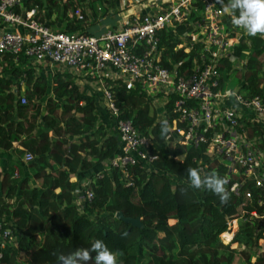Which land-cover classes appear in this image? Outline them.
<instances>
[{"label":"trees","instance_id":"1","mask_svg":"<svg viewBox=\"0 0 264 264\" xmlns=\"http://www.w3.org/2000/svg\"><path fill=\"white\" fill-rule=\"evenodd\" d=\"M84 1L25 0L24 9H34V18L51 27L71 11L60 30L73 32L84 21L74 17V7ZM113 2L109 0V5ZM201 3L190 0L188 6H181L185 16L174 24L173 31H157L163 66L179 63L181 71L191 67L193 58L200 60L201 42L183 43L190 47L187 52L173 48L183 42L180 36L191 24L200 21ZM227 3L223 0L221 5ZM231 49L232 61L229 54L218 58L219 87L222 74L237 70L234 66L239 59L243 64L237 93L243 97L264 95L259 59L264 54V38L249 36L240 28ZM0 57L4 59L0 69V152L11 150L20 156L19 161L8 159L6 170H0V217L10 221L16 231L15 241L1 250L0 264L50 263L61 254L90 250L97 239L116 254L117 264H238L239 260L264 264V200L259 190L247 182L238 193L231 191L232 179L224 162L207 155L205 145L176 143L170 132L161 136L159 121L163 118L157 117L156 106L137 84L125 89L114 82L110 91L120 109L117 118L128 119L149 139L148 154L155 158L147 168L134 164L124 173L116 168L105 171L104 163L119 145L111 118L107 124L99 121L96 111H105L98 96L82 91L67 70H53L47 79L23 55L15 61L10 54ZM20 96L26 103H19ZM171 103L163 105L168 123L173 116ZM262 132L261 127H251L248 134L257 137ZM26 153L32 158L24 163L30 176H22L19 165ZM189 167L200 169L202 176L215 172L227 177L229 202L221 204L212 192L191 187ZM15 168L17 176L13 177ZM78 173L86 174L83 179L88 180L91 192L81 206L75 203L77 182L70 181ZM245 190L250 192L248 198ZM118 211L125 217H139L140 226L117 219ZM169 219L174 221L168 223ZM233 219L239 220L237 230L231 242L223 244L220 237ZM231 243L236 247H230Z\"/></svg>","mask_w":264,"mask_h":264},{"label":"built area","instance_id":"2","mask_svg":"<svg viewBox=\"0 0 264 264\" xmlns=\"http://www.w3.org/2000/svg\"><path fill=\"white\" fill-rule=\"evenodd\" d=\"M189 1L182 0L160 12L134 16L118 28L91 35L64 32L38 22L34 9H17L23 0H0V22L6 27L0 31V56L10 54L15 61L18 55H23L33 64L58 65L70 70L80 83L92 85L93 92L99 94L96 96L100 105L112 120L111 128L119 145L104 163L105 171L116 168L124 173L128 165L146 167L155 158L148 154L149 139L140 135L128 119L117 118L120 109L110 91L114 82L122 83L125 89L137 84L156 106L158 118L166 119L163 105L171 100L173 116L169 126L174 142L194 147L205 145L207 155L228 162L224 166L232 179L231 191L238 193L243 184L251 182L264 200V145L261 146L264 95L243 97L237 90L221 91L219 87L218 58L229 54L228 59H234L231 47L240 29L232 24L231 14L219 0H201L200 21L193 22L191 29L180 36L183 42L173 48L187 52L190 47L183 43L201 42L200 60L193 58L191 67L181 71L177 69L179 63L166 67L160 62L157 31H173L174 24L185 16L180 7L188 6ZM73 15L83 20L77 9ZM211 44H216L217 50H211ZM238 61L240 69L243 61ZM158 100L161 102L157 103ZM19 103H26L24 96L19 97ZM251 127H261L262 136H249ZM31 159L30 154L24 155V161ZM88 183L83 180L74 190L77 206H81V200L91 198ZM244 196L248 198L250 192L245 190ZM13 228L10 221L0 217V255L2 249L15 241Z\"/></svg>","mask_w":264,"mask_h":264},{"label":"clouds","instance_id":"3","mask_svg":"<svg viewBox=\"0 0 264 264\" xmlns=\"http://www.w3.org/2000/svg\"><path fill=\"white\" fill-rule=\"evenodd\" d=\"M219 2L223 4V0ZM224 10L231 14L235 27L243 29L249 36L259 35L264 38V0H228ZM159 123L161 136H166L171 131L167 119H162ZM187 172L191 187L212 192L219 197L221 204L226 205L229 202L227 177H221L215 172L202 176L201 170L194 167H189ZM123 235L126 236L127 233ZM58 259L60 264H117L116 254L101 239H97L90 250L78 249L69 255L61 254Z\"/></svg>","mask_w":264,"mask_h":264},{"label":"crops","instance_id":"4","mask_svg":"<svg viewBox=\"0 0 264 264\" xmlns=\"http://www.w3.org/2000/svg\"><path fill=\"white\" fill-rule=\"evenodd\" d=\"M24 1L25 0H23V2L20 4V7H18V9L21 11L24 10ZM113 1H114L113 6L109 5V0H107L106 2L102 1V15H113L115 17L114 18L115 22H117L116 25L113 23V21L110 22L106 30L118 28L120 25H122L124 22H126L127 20L131 19L134 16L142 15L145 13L160 12L161 10L168 9L176 4H179L182 0H113ZM79 6H80L79 7L80 10L83 11L85 16L91 15V17L88 16V18L84 20V24L82 23L83 33L97 35L105 31L100 28L93 27L96 24L94 23L93 17L94 15H98V14H96L94 10H90L89 0H85ZM97 7L98 6H96V11L101 10V7L98 8ZM67 13L66 15H61V17L57 19L56 23L53 26L54 29L60 30L65 25L66 22L65 17L66 16L68 18L71 17V15H69V12ZM44 23L47 24V22ZM5 28L6 27L0 22V31L4 30ZM38 74L42 75L43 73H38ZM49 76H51V73H49ZM96 113H98L99 121L102 122L103 120L105 124H107L110 121L107 113L103 112L102 110L98 109ZM10 158L19 161L20 156L18 157V155L13 153L11 150L0 152V170L2 171L6 170V161ZM24 163H27V161L22 160L19 164L21 167L22 176H30L31 171H29L28 168L24 166ZM76 176L78 177L80 176L79 178L82 179V181L85 180L82 178L81 173L76 174Z\"/></svg>","mask_w":264,"mask_h":264},{"label":"rangeland","instance_id":"5","mask_svg":"<svg viewBox=\"0 0 264 264\" xmlns=\"http://www.w3.org/2000/svg\"><path fill=\"white\" fill-rule=\"evenodd\" d=\"M96 6H98V7H101V10H99V11H96ZM80 6H76V7H74V9H77L82 15H83V20H85L86 18H88V16L89 17H91V15H84V13H83V11L82 10H80V8H79ZM97 7V8H98ZM89 8H90V10H94L95 11V13L96 14H98V15H94V17H93V20H94V23H96L93 27L94 28H100V29H102V30H106L107 29V27H108V25L110 24V22H112L113 21V23L116 25L117 24V22H115V17L113 16V15H102V1L101 0H89ZM68 11V10H67ZM69 13H72L71 11H69ZM101 13V14H100ZM201 13V11H199V14ZM111 16V17H110ZM120 16V15H119ZM49 22H47V25H49L48 24ZM83 24H84V21L82 22ZM93 23V24H94ZM50 26V25H49ZM118 26V25H117ZM53 28V27H52ZM54 29V28H53ZM224 29H225V27H224ZM58 30V29H57ZM82 28L81 29H79V30H76L77 32H82ZM209 48L211 49V50H217V45L216 44H211V45H209ZM260 61L262 62V63H264V54L262 55V56H260ZM1 61H2V63H1ZM4 62V59L2 58V57H0V69H1V64H4L3 63ZM31 63V62H30ZM239 61L235 64L236 65V69L237 70H235V71H232V72H230L229 74H222V80H221V85H220V90L221 91H223V90H230V91H235V90H237L238 89V87H239V85H240V82H241V73H240V71L241 70H239ZM33 66H34V69H35V71L37 72V73H43L42 75H44L46 78H49L50 79V76H49V73H52V71L53 70H67V71H70V70H68L67 68H64V67H61V66H58V65H49V64H46V63H44V62H37V63H35V64H33V63H31ZM263 66V68H264V64H262ZM71 72V71H70ZM47 74V75H46ZM73 76V75H72ZM75 79V81H76V83H77V85L79 86V88L82 90V91H85V92H88V93H91V92H93V90H92V85L91 84H89V83H86V85H84L83 83H80L79 82V78L78 77H76L75 75L73 76ZM96 95H99L98 94V92H94ZM160 103L161 101L160 100H158L157 101V103ZM224 163H228L227 161H223ZM26 165V164H25ZM24 165V166H25ZM98 167V166H97ZM96 167V168H97ZM96 168H94V169H92V171H94ZM81 175H82V178H84L85 176H86V174L85 173H81ZM14 177H16V176H14ZM80 177V176H79ZM78 176H76V175H72V176H70V181H75V182H77V184H78V182H79V178ZM76 184V187L75 188H77V185ZM174 220H172V219H169L168 220V223H172ZM232 221H234V222H232ZM238 222H239V220L238 219H233V220H231L230 222H229V227H228V230L227 231H225L226 233H224V234H227V235H229L230 236V240L232 239V236H233V234L235 233V231L237 230V226H238ZM224 234H222L221 235V237H220V242L221 243H223L224 244V242H223V240H222V238H225L223 235ZM231 242V241H230ZM229 242V243H230ZM230 247H232V248H235L236 247V245L235 244H230ZM239 249H241V247H239V246H237V250H239ZM236 256H238V254H236ZM238 264H244L243 262H242V260H239L238 261Z\"/></svg>","mask_w":264,"mask_h":264},{"label":"water","instance_id":"6","mask_svg":"<svg viewBox=\"0 0 264 264\" xmlns=\"http://www.w3.org/2000/svg\"><path fill=\"white\" fill-rule=\"evenodd\" d=\"M117 219L123 221L124 223L129 224L132 227H139L140 221L139 217H125L122 215L120 211L116 212L114 215ZM44 264H60L59 259L50 263H44Z\"/></svg>","mask_w":264,"mask_h":264},{"label":"bare ground","instance_id":"7","mask_svg":"<svg viewBox=\"0 0 264 264\" xmlns=\"http://www.w3.org/2000/svg\"><path fill=\"white\" fill-rule=\"evenodd\" d=\"M222 240H223L225 243H228V242L230 241V239L227 240L226 238H222Z\"/></svg>","mask_w":264,"mask_h":264}]
</instances>
